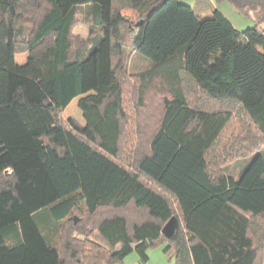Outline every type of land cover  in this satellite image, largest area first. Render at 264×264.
<instances>
[{
	"label": "trees",
	"instance_id": "16d2710c",
	"mask_svg": "<svg viewBox=\"0 0 264 264\" xmlns=\"http://www.w3.org/2000/svg\"><path fill=\"white\" fill-rule=\"evenodd\" d=\"M229 1L245 14L264 8ZM81 20L85 38L72 32ZM256 20L238 31L218 8L200 18L179 0H0V264H125L133 251L145 262L154 246L172 250L174 264H264V16ZM53 31L44 67L14 63ZM130 76L138 107L153 87L164 92L146 146L130 138L143 132L130 130ZM185 80L218 108L191 103ZM75 98L84 125L61 117Z\"/></svg>",
	"mask_w": 264,
	"mask_h": 264
},
{
	"label": "rangeland",
	"instance_id": "374dc122",
	"mask_svg": "<svg viewBox=\"0 0 264 264\" xmlns=\"http://www.w3.org/2000/svg\"><path fill=\"white\" fill-rule=\"evenodd\" d=\"M181 3L190 5L194 8V10L197 12L200 18L206 17L211 14L212 8H218L224 16L231 22V24L234 26L235 29L238 31H242L248 27H253L257 22L256 16H264V8L263 7H257L255 9L256 11H249L247 14L239 11L229 0H209L210 4L207 3L205 0H179ZM122 13L125 15L126 18L129 19V21L134 22L137 20L138 16L136 15V12L130 8H124ZM255 15V16H254ZM82 17V16H81ZM80 17V18H81ZM262 28L264 30V22L262 23ZM72 32L74 35H77L79 38H85L88 34L87 32V25L82 20L75 23ZM55 32L48 33L45 37L42 38V40L36 44L32 49L25 53H21L14 56V63L17 65H25L26 62L31 59L38 67H44L43 62L41 61V55L45 50L50 48L51 46H54V38H55ZM127 54H130L131 51H125ZM29 57V58H28ZM133 55L129 56V58L125 59L126 65H127V71L130 70V63H132ZM128 74V73H127ZM135 79H133L131 76L129 78L125 79L124 84V94H125V105L126 110L129 113L130 117V130L134 132L136 125L134 123H139L142 125V138L137 136H130L132 140L136 141L139 138V141H142V144L144 143V146H146L148 137L152 131V129L157 125L161 112H162V100L161 96L164 92H159L158 87H153L151 89V92L147 96L145 100L144 106H136V96H135ZM184 86L186 89V94L188 99L191 103L195 105H200L201 107L210 108L213 107L216 109L218 106H214L212 103H208V101L204 98L203 95H200L198 91L195 89V86L188 80L184 81ZM78 100L79 98L73 99L71 102L73 103L72 106H67L62 112L61 117L65 120L68 118H72L76 120L79 124L84 125V119L82 116V113L78 107ZM70 102V103H71ZM233 125V124H232ZM230 125L227 129L226 133L222 137L221 145H224L227 147L229 144V135L232 132H236L235 128ZM232 126V127H231ZM127 143H125L123 146L126 149ZM226 153V152H225ZM217 152L214 154V161H218ZM122 163H125V160L121 161ZM236 161L229 162L228 158H226L223 161H218V164L222 166V168L227 167L229 171H232L235 169L234 165ZM107 210L106 209H100L98 211V215H106ZM84 214L83 213H74L73 218L76 219V222L84 221L83 219ZM75 223H73L74 225ZM82 224L88 225L87 222H83ZM72 226V225H71ZM70 224H64L65 230L71 229ZM172 250H169L168 253H164L162 251V246H154L150 247L147 251L148 259L145 261L147 264H174L173 258L171 257ZM133 254L138 255L135 251H133Z\"/></svg>",
	"mask_w": 264,
	"mask_h": 264
},
{
	"label": "water",
	"instance_id": "95a60500",
	"mask_svg": "<svg viewBox=\"0 0 264 264\" xmlns=\"http://www.w3.org/2000/svg\"><path fill=\"white\" fill-rule=\"evenodd\" d=\"M74 222H76V219H74ZM174 229H175V220L174 218H170L163 226L162 233L166 238H170L174 232Z\"/></svg>",
	"mask_w": 264,
	"mask_h": 264
},
{
	"label": "crops",
	"instance_id": "0c3cea01",
	"mask_svg": "<svg viewBox=\"0 0 264 264\" xmlns=\"http://www.w3.org/2000/svg\"><path fill=\"white\" fill-rule=\"evenodd\" d=\"M56 35V34H55ZM55 40V38H54ZM29 58V57H28ZM124 263L125 264H147L146 262H143L140 260L139 256L136 254H133V252L129 253L125 258H124Z\"/></svg>",
	"mask_w": 264,
	"mask_h": 264
}]
</instances>
